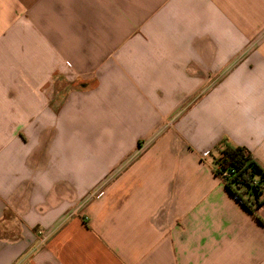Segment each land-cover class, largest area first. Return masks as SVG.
<instances>
[{"label":"crops","instance_id":"1","mask_svg":"<svg viewBox=\"0 0 264 264\" xmlns=\"http://www.w3.org/2000/svg\"><path fill=\"white\" fill-rule=\"evenodd\" d=\"M222 139L264 168V0H0V264H264Z\"/></svg>","mask_w":264,"mask_h":264},{"label":"trees","instance_id":"2","mask_svg":"<svg viewBox=\"0 0 264 264\" xmlns=\"http://www.w3.org/2000/svg\"><path fill=\"white\" fill-rule=\"evenodd\" d=\"M214 152L215 156L208 154L213 173L242 207L255 214L264 202V168L246 148L230 145L225 139L219 141ZM256 219L263 224L258 216Z\"/></svg>","mask_w":264,"mask_h":264},{"label":"rangeland","instance_id":"3","mask_svg":"<svg viewBox=\"0 0 264 264\" xmlns=\"http://www.w3.org/2000/svg\"><path fill=\"white\" fill-rule=\"evenodd\" d=\"M190 123L188 122L186 125H189ZM186 128V127H185ZM185 128H184V132H186V136H188V138H190V140H192V141H197L198 143H200V144H204L205 142H206V140H205V136H203V135H196L195 133H194V128L192 129V131L190 132V130H191V128H187V131L185 130ZM193 145V144H192ZM194 146V145H193ZM212 149V153L214 152V146L211 148ZM194 150V149H193ZM196 151H194L193 153H195ZM216 155V153L213 155V156H215ZM190 157V156H189ZM209 165H210V167H212L211 165H212V162H211V160L209 161Z\"/></svg>","mask_w":264,"mask_h":264}]
</instances>
